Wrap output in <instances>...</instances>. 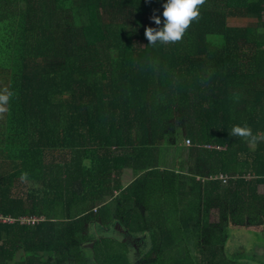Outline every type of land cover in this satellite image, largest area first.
<instances>
[{"label": "trees", "instance_id": "16d2710c", "mask_svg": "<svg viewBox=\"0 0 264 264\" xmlns=\"http://www.w3.org/2000/svg\"><path fill=\"white\" fill-rule=\"evenodd\" d=\"M165 2L0 0V264H133L95 227L145 236L136 264H248L226 230L264 226V142L230 131L264 135V0L148 45Z\"/></svg>", "mask_w": 264, "mask_h": 264}, {"label": "clouds", "instance_id": "9594fccd", "mask_svg": "<svg viewBox=\"0 0 264 264\" xmlns=\"http://www.w3.org/2000/svg\"><path fill=\"white\" fill-rule=\"evenodd\" d=\"M206 3L207 0H166L163 4V22L158 15L154 14L151 17L157 26L162 23V27L145 28L144 34L148 45L180 43L191 25L201 18V9ZM209 75L211 74L209 73ZM15 95L16 93L9 88L0 90V114L8 110V105ZM234 99L238 100L239 95L234 96ZM230 135L252 143L264 142V135L254 134L247 124L234 125ZM27 175L26 172L22 173L21 179H26Z\"/></svg>", "mask_w": 264, "mask_h": 264}, {"label": "rangeland", "instance_id": "374dc122", "mask_svg": "<svg viewBox=\"0 0 264 264\" xmlns=\"http://www.w3.org/2000/svg\"><path fill=\"white\" fill-rule=\"evenodd\" d=\"M230 24L232 26H256V19H243L238 18L231 19ZM127 174L122 177L123 184L126 185L128 182L134 179V174L131 169L127 170ZM259 192L264 194V186L259 187ZM213 220L217 221L218 217L213 216ZM229 238H227L226 246L228 254L238 257L248 264H264V226L255 227H237L232 226L226 230ZM94 233L97 236H111L119 239H125V236L121 233L105 232L97 227L94 229ZM134 243V242H131ZM144 248L141 252L139 250L134 251L132 248L129 250L130 259L135 262L139 256L146 251ZM253 257V260H252Z\"/></svg>", "mask_w": 264, "mask_h": 264}, {"label": "crops", "instance_id": "0c3cea01", "mask_svg": "<svg viewBox=\"0 0 264 264\" xmlns=\"http://www.w3.org/2000/svg\"><path fill=\"white\" fill-rule=\"evenodd\" d=\"M127 170L128 169H126L124 171L123 176L128 173ZM131 181H133V180H131ZM130 182H128V184ZM128 184H126L125 186H127ZM123 241L128 243L129 250H131V248H132L136 252H137V250H139L138 252H141L144 248H147L146 251L149 249V244H148L149 241H148V239L145 236L137 237V238L136 237H130V238L127 237L126 239H123ZM131 242H134V243H131ZM133 244L136 245L137 247L135 248ZM137 261H138V258H137V260L135 262H137ZM135 262L132 261L133 264H136Z\"/></svg>", "mask_w": 264, "mask_h": 264}, {"label": "built area", "instance_id": "2783aa9c", "mask_svg": "<svg viewBox=\"0 0 264 264\" xmlns=\"http://www.w3.org/2000/svg\"><path fill=\"white\" fill-rule=\"evenodd\" d=\"M263 17H264V11L262 13ZM189 142V140H187ZM0 221H3V222H9V223H13V222H16L17 220L14 219V218H5L3 217L2 215H0ZM22 222H35L36 219H22L21 220Z\"/></svg>", "mask_w": 264, "mask_h": 264}, {"label": "flooded vegetation", "instance_id": "af4514ba", "mask_svg": "<svg viewBox=\"0 0 264 264\" xmlns=\"http://www.w3.org/2000/svg\"><path fill=\"white\" fill-rule=\"evenodd\" d=\"M127 237H125V239H126ZM128 238H130V237H128ZM134 245V244H133ZM134 247L136 248L137 246L136 245H134Z\"/></svg>", "mask_w": 264, "mask_h": 264}]
</instances>
